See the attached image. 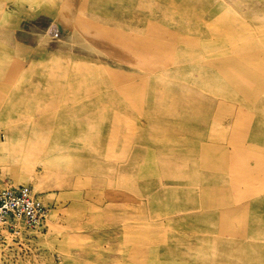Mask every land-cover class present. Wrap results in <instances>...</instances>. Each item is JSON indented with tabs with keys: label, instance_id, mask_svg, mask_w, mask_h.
Masks as SVG:
<instances>
[{
	"label": "rangeland",
	"instance_id": "rangeland-1",
	"mask_svg": "<svg viewBox=\"0 0 264 264\" xmlns=\"http://www.w3.org/2000/svg\"><path fill=\"white\" fill-rule=\"evenodd\" d=\"M19 185L0 264H264V0H0Z\"/></svg>",
	"mask_w": 264,
	"mask_h": 264
},
{
	"label": "built area",
	"instance_id": "built-area-1",
	"mask_svg": "<svg viewBox=\"0 0 264 264\" xmlns=\"http://www.w3.org/2000/svg\"><path fill=\"white\" fill-rule=\"evenodd\" d=\"M44 215V205L28 186L0 188V241L18 223H37Z\"/></svg>",
	"mask_w": 264,
	"mask_h": 264
},
{
	"label": "bare ground",
	"instance_id": "bare-ground-1",
	"mask_svg": "<svg viewBox=\"0 0 264 264\" xmlns=\"http://www.w3.org/2000/svg\"><path fill=\"white\" fill-rule=\"evenodd\" d=\"M93 48V47H92ZM95 48V47H94ZM87 49V48H86ZM95 49H97V48H95Z\"/></svg>",
	"mask_w": 264,
	"mask_h": 264
}]
</instances>
